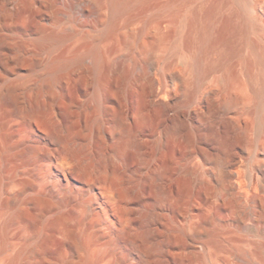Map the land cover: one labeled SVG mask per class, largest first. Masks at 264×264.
<instances>
[{
  "label": "rangeland",
  "instance_id": "obj_1",
  "mask_svg": "<svg viewBox=\"0 0 264 264\" xmlns=\"http://www.w3.org/2000/svg\"><path fill=\"white\" fill-rule=\"evenodd\" d=\"M248 1L137 0L115 14L111 0H29V83L51 79L43 101L54 96L98 162L130 178L135 219L107 242L97 220L59 221L75 206L57 198L56 211L36 207L45 217L33 249L13 261L0 244V264H264V10L251 19ZM51 33L75 56L54 79L39 77L35 61L45 56L39 36ZM117 119H130L138 141L113 137Z\"/></svg>",
  "mask_w": 264,
  "mask_h": 264
},
{
  "label": "bare ground",
  "instance_id": "obj_2",
  "mask_svg": "<svg viewBox=\"0 0 264 264\" xmlns=\"http://www.w3.org/2000/svg\"><path fill=\"white\" fill-rule=\"evenodd\" d=\"M111 1L114 13L120 14L137 0ZM28 3L29 0H0V244L5 250H12L13 261L33 249L37 233L31 230L45 217L44 212L36 213V207L51 202L56 211L60 208L57 198L75 206L70 216H59V221L72 225L73 220L81 228L89 219L97 220L106 235L101 240L107 242H116L118 236L125 237L135 219L132 208L135 186L130 178L119 167L98 162L97 155L87 149L81 134L72 131L67 114L61 115L57 110L54 96L43 101L49 93L48 87H53L50 78L69 68L75 57L69 59L60 50L65 36L56 33L39 36L38 43L44 47L45 56L35 59L39 67L37 74L49 77L50 81L29 83L32 49L26 31ZM258 7L264 10V2H247L253 20H258L255 13ZM75 52L98 62L93 48L79 46ZM34 95L41 101H31ZM96 112L99 122L107 118L99 107ZM132 131L130 119H117L112 135L117 138L130 133V142L135 143L138 136ZM46 140L53 147L44 145ZM145 141L149 143L147 138ZM163 177V171L158 169L156 187L165 193ZM83 193L88 194L85 201L81 200ZM23 208L32 213L30 222ZM88 208L91 213L87 212ZM18 225H24L27 234L19 241L10 239L9 230ZM144 262L150 261L145 259ZM86 264L105 263L89 257Z\"/></svg>",
  "mask_w": 264,
  "mask_h": 264
}]
</instances>
